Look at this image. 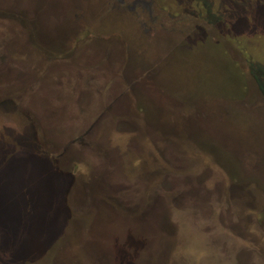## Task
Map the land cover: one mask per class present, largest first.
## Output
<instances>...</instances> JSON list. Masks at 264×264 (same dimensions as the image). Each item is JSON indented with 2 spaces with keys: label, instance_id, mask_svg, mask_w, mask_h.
<instances>
[{
  "label": "rangeland",
  "instance_id": "obj_1",
  "mask_svg": "<svg viewBox=\"0 0 264 264\" xmlns=\"http://www.w3.org/2000/svg\"><path fill=\"white\" fill-rule=\"evenodd\" d=\"M10 1L0 264H264V0Z\"/></svg>",
  "mask_w": 264,
  "mask_h": 264
},
{
  "label": "trees",
  "instance_id": "obj_2",
  "mask_svg": "<svg viewBox=\"0 0 264 264\" xmlns=\"http://www.w3.org/2000/svg\"><path fill=\"white\" fill-rule=\"evenodd\" d=\"M10 2H13L9 7H8V4H6V11H8V12H10V15L8 16V17H6V20H8V21H10L11 23H14V27L11 29L12 31H11V33H12V35H13V39H12V41H14L13 43H9V44H19V45H17V46H20L22 43H25V44H29L30 46H31V44H37V46H35L36 47V49H35V55L37 56V57H40L41 56V49H40V47L39 46H45L46 45V43H45V40H43V42L44 43H40V40L38 41V42H34V40H33V34H34V32H32V31H30L29 30V27L26 25V22H25V20L27 19V17H26V15H24L23 14V2H24V0H12V1H10ZM39 2H41V1H36V3H39ZM199 2H200V0H199ZM6 3H8L7 1H6ZM201 3V2H200ZM209 5V4H208ZM8 7V8H7ZM48 11V10H47ZM46 10L44 11L45 13L44 14H41V15H39L40 16V18L43 20V21H48V20H50V19H52V17L54 16V15H51L49 12H47ZM204 14H206L205 12H204ZM209 16H207V15H204L203 16V20H207L208 22H210L211 23V21H210V19L208 18ZM50 18V19H49ZM7 23V22H6ZM212 25H214L213 26V28L214 29H217V30H219V28H217L218 26H216L214 23H211ZM16 26H20L19 28H16ZM205 32V31H204ZM206 34V33H205ZM206 36V35H205ZM228 40H226V39H224V42H218L219 40H216L217 41V43H221V45H223V50H222V52L225 54V56L227 57V59L229 60V62H231V63H233L234 65H236L235 64V61L234 60H236L235 59V57L233 56V55H231V54H229V50H231L229 47H227V45L229 44L230 46H232V47H234L233 45H235V44H237L238 42H236L235 40H234V38H232L234 41H235V43L234 44H231V43H229V38H227ZM10 41V40H9ZM11 42V41H10ZM39 45V46H38ZM225 45V46H224ZM236 47H238L237 45H235ZM43 49L45 50V51H47L50 55H49V58L51 59V60H56V59H59L60 58V56H59V54H58V51H60V49L58 50V49H51V48H49V47H46V48H44L43 47ZM229 49V50H228ZM72 51H73V49L71 50V48L69 47V52L70 53H72ZM72 55V54H71ZM70 55V56H71ZM243 56H246L247 58H244ZM44 57H46L45 55H44ZM21 58H23V59H25L26 57L25 56H22ZM28 58H29V56H28ZM38 60V59H37ZM240 62V64L238 65V67L239 68H242V66L243 67H246L248 70H247V73L250 71V67H251V65H252V63H253V61H251L250 60V58H248V56L244 53V54H242V52L240 53V55H239V59H238ZM21 61H23V60H21ZM25 61V60H24ZM57 61V60H56ZM251 61V62H250ZM56 63V62H55ZM250 66V67H249ZM237 67V66H236ZM237 67V68H238ZM253 87V86H252ZM9 102H10V100H9ZM195 129L196 128H194L193 127V130L195 131ZM59 135V133L57 134V136ZM34 136V135H33ZM187 137H188V139L190 140V141H194L195 139H194V135H192V133L190 132V131H188V134L186 135ZM186 136H185V138H183L184 140H187V138H186ZM171 138V137H170ZM171 139H173V138H171ZM189 141V142H190ZM195 142V141H194ZM236 153H238V152H236ZM233 183V182H232ZM231 183V184H232ZM233 185V184H232ZM235 187V186H234ZM229 194H231L232 196H234L233 195V193L232 192H230ZM65 198V197H64ZM66 200V199H65ZM66 206V205H65ZM23 236H22V242H23ZM131 264H132V262H131Z\"/></svg>",
  "mask_w": 264,
  "mask_h": 264
},
{
  "label": "flooded vegetation",
  "instance_id": "obj_3",
  "mask_svg": "<svg viewBox=\"0 0 264 264\" xmlns=\"http://www.w3.org/2000/svg\"><path fill=\"white\" fill-rule=\"evenodd\" d=\"M53 62H56V63H58V61H56V60H53Z\"/></svg>",
  "mask_w": 264,
  "mask_h": 264
}]
</instances>
